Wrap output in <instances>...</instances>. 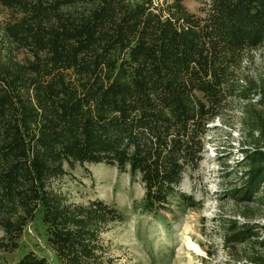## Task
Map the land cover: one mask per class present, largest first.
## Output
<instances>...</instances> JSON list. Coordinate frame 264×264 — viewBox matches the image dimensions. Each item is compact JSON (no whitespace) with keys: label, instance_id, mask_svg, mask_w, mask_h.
Masks as SVG:
<instances>
[{"label":"trees","instance_id":"1","mask_svg":"<svg viewBox=\"0 0 264 264\" xmlns=\"http://www.w3.org/2000/svg\"><path fill=\"white\" fill-rule=\"evenodd\" d=\"M200 11L182 0H0V249L16 250L39 213L57 264H113L102 235L123 214L72 203L54 183L66 167L104 164L139 177L149 214L175 198L196 208L178 189L227 109L240 110L248 144L227 197L264 207V79L244 77L264 45V0H205ZM242 216L218 218L221 246L264 264V223ZM15 264L51 263L30 251Z\"/></svg>","mask_w":264,"mask_h":264},{"label":"rangeland","instance_id":"2","mask_svg":"<svg viewBox=\"0 0 264 264\" xmlns=\"http://www.w3.org/2000/svg\"><path fill=\"white\" fill-rule=\"evenodd\" d=\"M182 2L189 12L200 16L205 0ZM244 65V77L264 79V45L251 51ZM241 119L238 108L227 109L222 119L209 125L205 158L199 171L185 177L178 189L198 203L196 208H188L175 198L170 202V212L149 214L141 207L144 189L139 177L132 178L104 164L75 166L72 170L66 167L68 174L55 182L54 188L72 203L85 204L97 199L115 206L123 214L124 220L113 224L102 235L113 264L245 263L244 252L222 248V229L218 225V218L222 216L244 220L242 211L255 215L252 221L264 223V207L237 206L227 197V191L238 177L235 175L238 150L248 146ZM102 179L109 180L108 184H102ZM30 251L57 264L39 213L23 229L16 250L0 249V264H15ZM255 251L264 254V249Z\"/></svg>","mask_w":264,"mask_h":264},{"label":"bare ground","instance_id":"3","mask_svg":"<svg viewBox=\"0 0 264 264\" xmlns=\"http://www.w3.org/2000/svg\"><path fill=\"white\" fill-rule=\"evenodd\" d=\"M108 181H109V180L102 179V180H101V183H102V184H108ZM103 192H104L105 194H107V192H106L105 189L103 190Z\"/></svg>","mask_w":264,"mask_h":264}]
</instances>
